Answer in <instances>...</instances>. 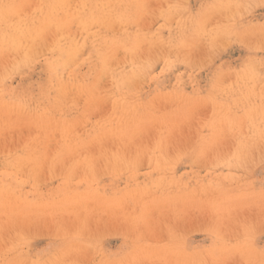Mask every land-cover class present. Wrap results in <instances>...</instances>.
<instances>
[{
	"label": "rangeland",
	"instance_id": "1",
	"mask_svg": "<svg viewBox=\"0 0 264 264\" xmlns=\"http://www.w3.org/2000/svg\"><path fill=\"white\" fill-rule=\"evenodd\" d=\"M0 264H264V0H0Z\"/></svg>",
	"mask_w": 264,
	"mask_h": 264
},
{
	"label": "bare ground",
	"instance_id": "2",
	"mask_svg": "<svg viewBox=\"0 0 264 264\" xmlns=\"http://www.w3.org/2000/svg\"><path fill=\"white\" fill-rule=\"evenodd\" d=\"M83 4V3H82ZM83 6V5H82ZM87 6V5H86ZM47 7V6H46ZM37 15V14H36ZM35 16V15H34ZM81 24V23H80ZM29 25V24H28ZM33 25V24H32ZM22 26V25H21ZM85 26L87 27L88 26V24L86 25L85 24ZM16 27V26H15ZM88 28V27H87ZM18 29V28H17ZM19 29H20V27H19ZM23 31H24V29H22ZM11 31V30H10ZM15 32V31H14ZM27 32V31H26ZM26 32H24V33H26ZM35 32H36V30H35ZM98 32V31H97ZM18 34V33H17ZM28 34V33H27ZM30 34H32V33H30ZM30 34H29V36H30ZM25 35V37H26V34H24ZM28 36V35H27ZM24 39V38H23ZM26 39V38H25ZM24 39V40H25ZM15 40H17V39H15ZM21 41V40H20ZM30 44V43H29ZM28 44V45H29ZM106 44H107V42H106ZM113 44H115V43H113ZM21 45V44H20ZM20 45H18V46H20ZM102 47V46H101ZM115 48H117V47H115ZM54 49V48H53ZM22 50V49H21ZM24 50V49H23ZM28 50V49H27ZM120 50H122V49H120ZM29 51V50H28ZM27 51V52H28ZM22 52V51H21ZM113 54V53H112ZM102 56V55H101ZM105 56H108V55H105ZM111 57V56H110ZM110 57H108V58H110ZM99 58V57H98ZM104 59V58H103ZM102 59V60H103ZM110 60H111V58H110ZM60 61V60H59ZM105 62V61H104ZM106 63V62H105ZM105 63L103 64V65H105ZM64 67V66H63ZM108 67V66H107ZM101 69V68H100ZM108 69V68H107ZM102 70V69H101ZM109 70V69H108ZM100 71V70H99ZM99 73V72H98ZM103 73H100V75H102ZM115 102H117V101H115ZM115 104H117V103H115ZM112 105H114V104H112ZM116 108V107H115ZM114 109V108H113ZM112 112V111H111ZM110 114H113V113H110ZM108 117H110V115L108 116Z\"/></svg>",
	"mask_w": 264,
	"mask_h": 264
}]
</instances>
